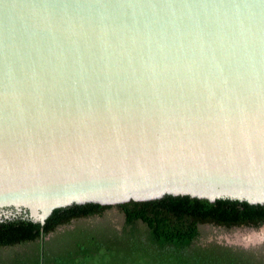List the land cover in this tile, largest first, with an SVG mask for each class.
<instances>
[{"label":"water","instance_id":"water-1","mask_svg":"<svg viewBox=\"0 0 264 264\" xmlns=\"http://www.w3.org/2000/svg\"><path fill=\"white\" fill-rule=\"evenodd\" d=\"M166 196L264 205V0H0V221Z\"/></svg>","mask_w":264,"mask_h":264},{"label":"trees","instance_id":"trees-1","mask_svg":"<svg viewBox=\"0 0 264 264\" xmlns=\"http://www.w3.org/2000/svg\"><path fill=\"white\" fill-rule=\"evenodd\" d=\"M113 207L123 213L121 229L109 226L97 235L77 229L48 239L74 220L101 216ZM203 225L258 229L264 225V205L166 196L144 202L56 209L44 225L22 218L5 219L0 221V248H30L0 257V264H264V255L256 251L215 242L198 244ZM69 234L72 240L60 243Z\"/></svg>","mask_w":264,"mask_h":264},{"label":"rangeland","instance_id":"rangeland-1","mask_svg":"<svg viewBox=\"0 0 264 264\" xmlns=\"http://www.w3.org/2000/svg\"><path fill=\"white\" fill-rule=\"evenodd\" d=\"M124 223L123 213L119 208L113 207L104 212L103 215L92 216L88 218H82L74 220L69 226H63L58 228L53 234L48 236V239L55 236H62L68 231L85 229L94 234H100L109 230V226L121 229ZM72 234L67 235L62 244L71 241ZM218 243L221 245H227L236 248L255 249L259 250L256 253L264 255V226L261 228H234L227 230L224 228H218L212 225H203L200 227V236L197 240L198 244ZM29 245L26 247H14V248H0V257L13 256L17 251L29 250ZM93 264H99L98 261H94Z\"/></svg>","mask_w":264,"mask_h":264},{"label":"flooded vegetation","instance_id":"flooded-vegetation-1","mask_svg":"<svg viewBox=\"0 0 264 264\" xmlns=\"http://www.w3.org/2000/svg\"><path fill=\"white\" fill-rule=\"evenodd\" d=\"M264 226V225H263ZM262 227V226H261ZM260 227V228H261ZM244 228H246V227H244ZM236 248V247H235ZM242 249H245V248H242ZM245 250H250V249H245ZM250 251H255V249H251ZM256 251H259V250H256Z\"/></svg>","mask_w":264,"mask_h":264}]
</instances>
